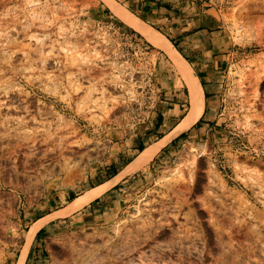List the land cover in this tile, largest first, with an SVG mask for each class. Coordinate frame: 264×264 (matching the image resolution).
Instances as JSON below:
<instances>
[{
  "label": "rangeland",
  "instance_id": "374dc122",
  "mask_svg": "<svg viewBox=\"0 0 264 264\" xmlns=\"http://www.w3.org/2000/svg\"><path fill=\"white\" fill-rule=\"evenodd\" d=\"M111 1L190 66L202 114L117 179L111 223L47 220L27 244L30 212L118 159L108 140L153 129L170 75L182 117L190 104L165 50L108 4L0 0V264H264V0Z\"/></svg>",
  "mask_w": 264,
  "mask_h": 264
},
{
  "label": "crops",
  "instance_id": "0c3cea01",
  "mask_svg": "<svg viewBox=\"0 0 264 264\" xmlns=\"http://www.w3.org/2000/svg\"><path fill=\"white\" fill-rule=\"evenodd\" d=\"M81 1L82 2H88L90 9H92V11L95 12V14H101L104 16L107 15V14H103V10L105 11L106 9L109 8L106 3H104V2L102 3V1H100V0H81ZM95 1H96V3H95ZM112 4H114V6H117V4L114 1L112 2ZM150 5H152V4H150ZM155 6H152V7H155ZM118 7H121V6H118ZM149 9L153 10V8H149ZM152 12H154V11H152ZM130 14L133 15L132 13H130ZM133 16L136 19L140 20L135 15H133ZM160 17H161V15L157 16V18H160ZM160 20L162 21V23H165L166 18H162V19L160 18ZM140 21H142V20H140ZM132 28H133V30H136L134 27H132ZM166 56L162 55V57H160L158 60H159V63L163 64L162 65V71L164 72V70H167V72H170L168 67H166V66H167V64L168 65H171V64L169 63L168 59H166ZM172 66H173V64H172ZM175 67H176V65H175ZM180 76H181V74H180ZM169 78L172 79V87L168 88L169 93L172 92V96L170 98L167 97V99L171 100V102H166L169 105V108L167 110H157V112L155 114L156 119H155V125L153 126V129L151 131H147L144 133L138 131L135 134H129L126 136L122 135L120 137V139L118 141H115V142H113L112 139L108 140V142L110 143L108 147L110 150H112L111 152H109V157H112V155L113 156L118 155L117 156L118 159L122 160L123 162L117 164L118 159L114 158L113 160L109 159L110 161H109L108 165H106L107 161L103 162V164H104L103 166L96 165V173H94V171H91V170L88 171L87 175L85 176L84 181L81 183V185L79 187L69 188L68 190L60 191L58 193L56 192L53 195H50L49 198L46 200V202L45 201L42 202V205H40L37 210L34 209L32 212H30V215L33 214V215H37V216L35 218L31 219L29 223L33 224L34 222H36L40 219H43V218H46V217L53 215L55 212H59V211L61 212V211H63V209L68 208L77 198L84 195L87 191L94 189V188H98V187H100V186H102L108 182H111L117 176H119L121 174V172L126 170V168L129 166V164L131 162H133L139 154H141L144 150H146L150 146L159 142L160 139H162L164 136H166L171 131H173L181 123V121L184 119V116L186 114L182 117V114H181L182 109L181 108L183 107V105L181 104V102H182L181 97L182 96L179 94L180 87H178V85L175 81V75H172V76L170 75ZM181 79L183 80L182 76H181ZM184 83H185V81H184ZM175 92H177V94ZM165 98L166 97H164V99ZM170 105H172V106H170ZM203 106H204V104H203ZM202 111H203V109H202ZM201 114H202V112H201ZM159 120H162V124L157 126L159 123L158 122ZM166 120L172 121L171 122L172 124L168 128V131L171 128H173V129L171 131H169L168 133H166V131H167L166 130V131H164V133L161 134V136H157L156 134L160 132L159 130H161V129L163 130V128L165 127ZM156 127H157V129L155 130ZM148 130H150V129H148ZM169 141L167 143H169ZM159 151H157V153L152 157V159L158 154ZM145 165L146 164L142 165L141 167H143ZM98 166L102 167V170H100ZM137 170L126 172L124 175H122V177H120V180H122V178H124L128 174H130L132 172H136ZM118 182L119 181L114 182L101 195L97 196L95 199H93L91 202L84 205L80 209H76V210L72 211L70 214L65 216V218H60V217H54L53 218V217H51L50 219H48L47 222H51L52 220H58V222H63L64 224L67 222H71L72 224L77 223V224H73V225H78V226L81 225V223L85 224L90 220H95L96 225H99L102 223H104V224L111 223L112 220L116 218L118 211H110V208L109 207L107 208L105 206V201L107 198L106 196L111 195V191H110L111 188L114 187L116 184H118ZM108 200H109V197H108ZM102 205H104V209H102L103 208ZM106 209H107V211H105ZM61 220H63V221H61ZM78 222H80V223H78ZM36 233L34 236H36Z\"/></svg>",
  "mask_w": 264,
  "mask_h": 264
},
{
  "label": "bare ground",
  "instance_id": "6f19581e",
  "mask_svg": "<svg viewBox=\"0 0 264 264\" xmlns=\"http://www.w3.org/2000/svg\"><path fill=\"white\" fill-rule=\"evenodd\" d=\"M103 1L107 2L106 4L109 5L111 10L114 11V13L121 20H123L128 25L134 27L137 31H139L143 35V37L149 43H151L154 47H156L158 49H163V51L165 50V52L169 55V57H171L172 61H174L175 65H176L177 70L181 74L183 80L185 81V83L188 87V96H189L190 106H189L188 112L184 116V119L181 121V123L173 131H171L169 134H167L162 139H160L159 142L150 146L149 148L144 150L141 154H139L137 156V158H135V160L129 164V166L126 168V170L121 172V174L119 176H117L114 180H112L111 182H108V183H106V184H104L98 188H94V189L87 191L84 195L77 198L68 208L63 209V211L55 212L53 215H51L49 217H46L44 219H40V220L34 222L32 224V226L30 227L29 231L27 232V235L25 238L27 244L32 240L35 233L42 226L45 225L46 221L49 218L57 217V216L65 217L68 214H70L72 211H74L76 209H80L81 207H83L84 205L88 204L93 199H95L97 196H99L103 192H105L115 181H117V179H119V177L124 175L126 172L135 171V170L139 169L142 165L149 163V161L157 153V151H159L160 148L164 147L171 138L180 134L183 131L189 130L192 127V125L199 119L201 112H202V109H203V102H204L203 101V89L199 83V80H198L197 76L195 75V73L193 72V70L190 68V66L185 61L182 60L181 56L179 55L177 50H175L173 48L171 43L166 38H164L159 32L150 28L148 25H146L142 21L136 19L125 8L114 6V4L109 2L110 0H103ZM17 120H19V119H17ZM17 123H18V121H17ZM21 123H23V122H21ZM20 127H21V124H20ZM27 130H29V129H27ZM25 134L27 135V133H25ZM26 135L23 138L26 139V137L28 136L27 139H29L30 136L29 135L26 136ZM34 136H36V135L34 134ZM31 137H30L29 141L34 140L33 137L32 138ZM30 142L32 144L34 141L33 142L30 141ZM17 264H24V253L18 259Z\"/></svg>",
  "mask_w": 264,
  "mask_h": 264
},
{
  "label": "built area",
  "instance_id": "2783aa9c",
  "mask_svg": "<svg viewBox=\"0 0 264 264\" xmlns=\"http://www.w3.org/2000/svg\"><path fill=\"white\" fill-rule=\"evenodd\" d=\"M239 31H240V29H239Z\"/></svg>",
  "mask_w": 264,
  "mask_h": 264
},
{
  "label": "trees",
  "instance_id": "16d2710c",
  "mask_svg": "<svg viewBox=\"0 0 264 264\" xmlns=\"http://www.w3.org/2000/svg\"><path fill=\"white\" fill-rule=\"evenodd\" d=\"M182 136V135H181Z\"/></svg>",
  "mask_w": 264,
  "mask_h": 264
}]
</instances>
